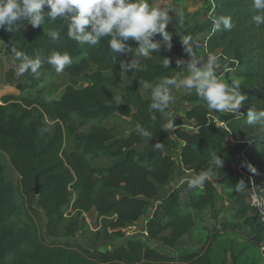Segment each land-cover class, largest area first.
Returning <instances> with one entry per match:
<instances>
[{
  "label": "trees",
  "instance_id": "1",
  "mask_svg": "<svg viewBox=\"0 0 264 264\" xmlns=\"http://www.w3.org/2000/svg\"><path fill=\"white\" fill-rule=\"evenodd\" d=\"M255 14L251 0H204L200 9L167 26L170 50L162 35L153 38L159 51L144 61L147 70L142 72H121V62H131L135 54L117 53L114 61L107 37L96 46L69 39L64 20L48 23L46 18L37 28L24 20L17 31L0 29L6 55L13 58L12 47L31 58L42 54L38 76L29 71L18 77L15 68L7 73L11 83L35 94H7L0 101V151L19 174L17 185L12 184L0 164V264H249L246 252L264 242V122L247 121L249 108L264 109V24L253 21ZM221 15L231 16V29H213L211 17ZM50 30L60 32L59 42L50 40ZM185 35L193 37L195 54L203 43L207 54L219 57L217 71L226 68L240 79L245 99L237 116L208 109L192 90L184 97L192 103L185 116L195 130L174 119L175 129L169 132L160 128L164 121L155 110L152 125L151 90L143 84L180 72L192 62L195 56L181 43ZM136 43L131 38L126 42L133 48ZM65 50L73 61L63 71L68 84L60 99H48L39 84L56 71L46 58ZM165 58L170 60L168 68ZM113 95L124 103L108 106ZM116 117L129 123V132L102 123ZM137 125H152L148 143L136 133ZM157 142L164 144L162 150L153 149ZM213 152L225 163L201 188H188L192 177L176 182L180 168L191 176L206 170ZM236 157L244 169L235 166ZM102 158L108 161L98 163ZM240 181L245 188L237 191ZM223 189L230 191L233 217L219 221L214 210L225 201ZM92 209L100 218L97 230H90L83 217ZM149 211L146 232L156 245L136 238L121 242ZM208 212L218 224L203 226L207 235L201 248L173 255L160 247H177ZM22 213L28 219L26 228L15 236L8 219ZM84 230L93 241L109 246L77 239Z\"/></svg>",
  "mask_w": 264,
  "mask_h": 264
},
{
  "label": "clouds",
  "instance_id": "2",
  "mask_svg": "<svg viewBox=\"0 0 264 264\" xmlns=\"http://www.w3.org/2000/svg\"><path fill=\"white\" fill-rule=\"evenodd\" d=\"M252 8L256 13L252 19L257 25L264 24V0H251ZM173 9L170 4L152 3L150 0H0V29L13 32L18 30L20 23L24 20L31 27H41L46 23L55 22L57 19L67 21V36L69 39L79 44L89 46L98 45L105 37L108 47L111 49L113 60H116L117 53L134 52L135 59L131 62H121V72L135 70L142 72L147 70L144 61L152 58L154 51H159L158 44L154 37L162 35L167 50L172 47L171 35L166 30L173 21L170 15ZM213 29L219 30L221 26L225 29L232 28L231 16L211 17ZM48 37L54 43L59 42L60 32L50 30ZM131 38L136 43L133 48L126 44ZM193 37L185 35L181 38L184 51L189 54L194 53ZM14 62L18 61L15 70L17 76H22L26 72H31L33 76L39 75L42 66V54L31 58L17 47H12ZM46 62L53 66L56 73H62L73 61L67 50L53 51L46 58ZM177 67L180 61L177 60ZM170 60L165 58L164 67L168 68ZM221 67L219 57L209 53L206 59L194 58L193 62L187 65L189 73L181 79V73L177 72L171 76H163L155 82L145 81L143 88L150 89L151 103L149 105V117L152 125L157 120L153 110L160 113V118L164 121L161 129L171 132L175 129L173 123L175 113L171 111L170 105L174 102L173 89L182 88L189 92L195 91L196 95L202 99L207 108L216 112H230L239 115L242 101L245 96L240 91L237 81L227 80L223 74L217 75L216 69ZM227 72V69L224 68ZM114 103L117 107L124 103L123 98L113 95L111 100L106 101L108 106ZM248 123L255 124L264 122V109L247 111ZM150 125L148 128L140 125L136 126V133L145 142L154 135ZM163 143L157 142L153 149L162 150ZM224 159L215 152L211 154L206 170L193 176L188 181V188L195 190L201 188L210 179L214 170H219L224 166ZM255 172V168H251ZM244 182L240 181L236 185V190L244 189ZM264 211V210H262Z\"/></svg>",
  "mask_w": 264,
  "mask_h": 264
},
{
  "label": "rangeland",
  "instance_id": "3",
  "mask_svg": "<svg viewBox=\"0 0 264 264\" xmlns=\"http://www.w3.org/2000/svg\"><path fill=\"white\" fill-rule=\"evenodd\" d=\"M154 4L160 3L168 5L170 4L173 11L170 12L174 15V18L176 19V22L179 21L178 18H180L182 15L187 13H192L200 9L203 4L204 0H151ZM175 24V22H173ZM206 50L203 46V43H201L198 47V50L195 54L194 58H200V59H206L207 57ZM193 62V60H192ZM190 62V63H192ZM189 63V64H190ZM17 62H14V59L5 53V44L3 42H0V101L3 96L7 94H12L16 97H22L23 95H33L35 94L34 91H23L19 89L16 86V83H11L9 81V77L7 76L8 71L11 68L17 67ZM188 65V64H187ZM187 65H185L182 70L179 72L181 73V79L185 78L189 73L187 72ZM217 75L223 74L229 82L231 80H235L238 83L240 82V79L230 74L228 71L225 70L217 71ZM19 77V76H18ZM68 77L66 74L62 73H56L55 75L48 76L43 81L40 82L39 86H45L44 87V93L43 95L48 99H60L61 95L63 94L66 85L68 84ZM175 100L170 105L171 111L175 113L174 119H181L183 121L182 127L188 130H195V127L193 126V122L189 121L185 116L186 108L191 106V102H188L184 100V97L189 94V91L182 88H174L173 89ZM102 123L106 125L107 127L116 130V131H124V133L129 132L130 125L129 123L123 119L122 117H116L114 119H108V120H102ZM219 125H224L221 122H218ZM227 146L229 148L234 147V143L231 141H228ZM176 154H178L176 152ZM108 159L102 158L98 161V163H106ZM236 164L235 166L240 170L244 169L240 167V164H238V157L235 158L234 161ZM0 164L4 167L3 176L4 178L11 182L14 185H17L19 181V174L17 171L13 168L9 158L6 154L2 153L0 151ZM191 173L187 171L184 168H180V172L178 175V178L176 182H182V180H185L189 177H193L190 175ZM173 185V184H172ZM169 186L166 191L170 190L173 186ZM225 193V201L220 202L217 208L214 210L215 213L218 215V220L222 221L226 216L233 217V214L229 211L232 209V198L230 191L228 189H223ZM257 201V200H253ZM20 203V202H18ZM257 203V202H256ZM151 214V211L148 212V214L144 217H142L135 225L131 226L127 230L126 238L122 240L121 242H125L129 238H136V239H143L153 245H156V242L152 241L146 232V222L148 216ZM207 215L203 217V219L198 222L197 227L192 231V233L189 236H185L178 244L177 247L172 248L168 247L163 244H159L162 249L167 250L170 254L173 255H179V254H188L195 250H198L201 248L202 244L204 243V239L207 235V230L203 228L204 225H208L210 228L215 227L218 222L213 218L209 216V212L206 213ZM69 217V215H67ZM83 217L85 218L89 229L90 230H97L100 225V218H98L97 213L94 209H92L89 212H86L83 214ZM8 223L10 227L13 228V231L15 232V236L19 234L22 230L26 228V222H27V216L26 214H20V215H13L10 219H8ZM69 221L66 220L64 223H68ZM228 237V236H227ZM229 238V237H228ZM59 239H71V237H59ZM77 239L83 241L87 245H97L101 248H105L109 246V243H97L93 241V235L89 230L87 231H81L78 233ZM219 241H225V238L220 239ZM262 245V244H261ZM260 247L255 249H249L247 254V262L249 264H264V252ZM242 247V246H241ZM239 247V249L241 248ZM216 250H218V254L220 252V247H216ZM31 264V262H29Z\"/></svg>",
  "mask_w": 264,
  "mask_h": 264
},
{
  "label": "crops",
  "instance_id": "4",
  "mask_svg": "<svg viewBox=\"0 0 264 264\" xmlns=\"http://www.w3.org/2000/svg\"><path fill=\"white\" fill-rule=\"evenodd\" d=\"M150 2H152L151 0H150ZM153 3V2H152ZM204 5V4H203ZM170 15H172L173 16V22H176V19L174 18V15L172 14V13H170ZM175 25V24H174Z\"/></svg>",
  "mask_w": 264,
  "mask_h": 264
},
{
  "label": "built area",
  "instance_id": "5",
  "mask_svg": "<svg viewBox=\"0 0 264 264\" xmlns=\"http://www.w3.org/2000/svg\"><path fill=\"white\" fill-rule=\"evenodd\" d=\"M254 199L256 200L255 197H254ZM261 248H262V250H263V252H264V242L262 243Z\"/></svg>",
  "mask_w": 264,
  "mask_h": 264
},
{
  "label": "water",
  "instance_id": "6",
  "mask_svg": "<svg viewBox=\"0 0 264 264\" xmlns=\"http://www.w3.org/2000/svg\"><path fill=\"white\" fill-rule=\"evenodd\" d=\"M36 191H37V193L39 192V189L38 188H36Z\"/></svg>",
  "mask_w": 264,
  "mask_h": 264
}]
</instances>
